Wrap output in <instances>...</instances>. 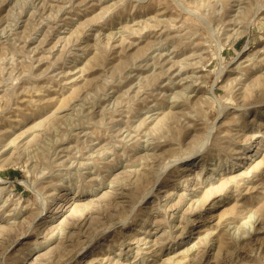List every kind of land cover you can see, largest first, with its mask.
<instances>
[{
    "label": "rangeland",
    "instance_id": "obj_1",
    "mask_svg": "<svg viewBox=\"0 0 264 264\" xmlns=\"http://www.w3.org/2000/svg\"><path fill=\"white\" fill-rule=\"evenodd\" d=\"M0 178V264H264V0H0Z\"/></svg>",
    "mask_w": 264,
    "mask_h": 264
},
{
    "label": "bare ground",
    "instance_id": "obj_2",
    "mask_svg": "<svg viewBox=\"0 0 264 264\" xmlns=\"http://www.w3.org/2000/svg\"><path fill=\"white\" fill-rule=\"evenodd\" d=\"M0 184H3L2 179L0 178ZM149 240V239H148ZM149 243V242H148ZM146 244V243H145ZM149 245V244H148ZM151 245V244H150ZM152 247V246H151Z\"/></svg>",
    "mask_w": 264,
    "mask_h": 264
}]
</instances>
